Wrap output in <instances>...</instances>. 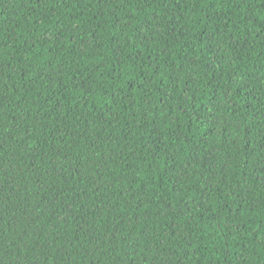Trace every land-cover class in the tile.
I'll return each mask as SVG.
<instances>
[{
    "label": "trees",
    "instance_id": "16d2710c",
    "mask_svg": "<svg viewBox=\"0 0 264 264\" xmlns=\"http://www.w3.org/2000/svg\"><path fill=\"white\" fill-rule=\"evenodd\" d=\"M0 264H264V0H0Z\"/></svg>",
    "mask_w": 264,
    "mask_h": 264
}]
</instances>
